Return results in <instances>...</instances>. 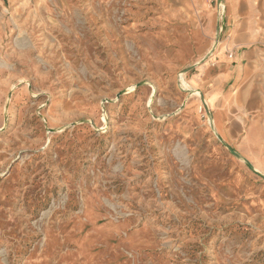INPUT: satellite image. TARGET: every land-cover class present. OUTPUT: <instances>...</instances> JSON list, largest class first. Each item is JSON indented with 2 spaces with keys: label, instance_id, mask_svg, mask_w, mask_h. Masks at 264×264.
<instances>
[{
  "label": "rangeland",
  "instance_id": "obj_1",
  "mask_svg": "<svg viewBox=\"0 0 264 264\" xmlns=\"http://www.w3.org/2000/svg\"><path fill=\"white\" fill-rule=\"evenodd\" d=\"M224 17L0 0V264H264V177L220 142L169 36Z\"/></svg>",
  "mask_w": 264,
  "mask_h": 264
},
{
  "label": "crops",
  "instance_id": "obj_2",
  "mask_svg": "<svg viewBox=\"0 0 264 264\" xmlns=\"http://www.w3.org/2000/svg\"><path fill=\"white\" fill-rule=\"evenodd\" d=\"M224 21L204 28H178L169 36L177 64L198 66L199 81L217 129L228 145L264 174V0H222ZM245 114H258L250 120ZM240 139L239 142H237ZM244 163V164H243Z\"/></svg>",
  "mask_w": 264,
  "mask_h": 264
},
{
  "label": "water",
  "instance_id": "obj_3",
  "mask_svg": "<svg viewBox=\"0 0 264 264\" xmlns=\"http://www.w3.org/2000/svg\"><path fill=\"white\" fill-rule=\"evenodd\" d=\"M219 2H220V4H221L222 0H219ZM200 92H201V91H200ZM201 96H202V100H203V102H205L203 92H201ZM204 104H205L204 107L206 108L207 114L209 115L210 120H211V124H212V122H213V115H212V113H211V111H210V108L207 106V104H206V103H204ZM212 128L214 129V127H212ZM216 136L218 137V139L220 140V142H221V143H222V144H223V145L229 150V152H230L233 156H235V157H237V158H239V159H243V157H242L239 153H237L233 148H231V147H230L225 141H223V140L221 139V137H220L217 133H216ZM245 162L247 163V165L249 166V168H250L253 172H255L256 174H258V175H260V176H262V177H264V174L258 172L250 162H248L247 160H245Z\"/></svg>",
  "mask_w": 264,
  "mask_h": 264
}]
</instances>
